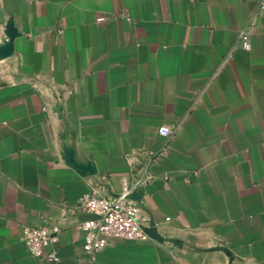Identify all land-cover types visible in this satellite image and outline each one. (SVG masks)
Masks as SVG:
<instances>
[{
    "label": "crops",
    "instance_id": "0c3cea01",
    "mask_svg": "<svg viewBox=\"0 0 264 264\" xmlns=\"http://www.w3.org/2000/svg\"><path fill=\"white\" fill-rule=\"evenodd\" d=\"M260 1L0 0V264H52L22 242L46 221L89 264L78 199L141 176L150 239L94 264H264Z\"/></svg>",
    "mask_w": 264,
    "mask_h": 264
},
{
    "label": "built area",
    "instance_id": "2783aa9c",
    "mask_svg": "<svg viewBox=\"0 0 264 264\" xmlns=\"http://www.w3.org/2000/svg\"><path fill=\"white\" fill-rule=\"evenodd\" d=\"M259 9H264V0L259 2ZM99 17L97 21H103ZM242 47L250 48L248 34H241ZM175 133L174 129L160 127L158 134L169 140ZM154 157V154H150ZM144 176L131 183L123 178L120 190L107 197L91 194L81 196L77 208L87 218L78 226L83 233L84 252L89 257V264L95 263V255L119 240L141 242L150 239V232L155 228L151 217L145 211L144 198L138 190L147 184ZM61 230L50 222L35 227L22 228V242L29 256L36 260L49 263L59 262L58 244Z\"/></svg>",
    "mask_w": 264,
    "mask_h": 264
}]
</instances>
